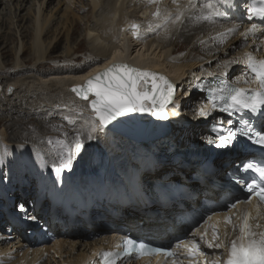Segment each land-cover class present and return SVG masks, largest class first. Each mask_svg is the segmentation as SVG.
I'll return each instance as SVG.
<instances>
[{
  "label": "bare ground",
  "instance_id": "1",
  "mask_svg": "<svg viewBox=\"0 0 264 264\" xmlns=\"http://www.w3.org/2000/svg\"><path fill=\"white\" fill-rule=\"evenodd\" d=\"M29 1L31 4L25 15H20L19 11L25 9ZM43 1L0 0V40L5 39V33L1 31L3 26L8 25L10 29L12 28L14 31L12 34L15 36L18 32L21 35V30L24 29L23 32H26L28 29L31 31L30 40L32 49L35 55L37 54L36 59L41 60L37 64L20 63L18 67L13 68L0 67V113L3 111L11 113L12 123L18 121L19 115H25L28 119L21 120L22 124L29 122L33 125L36 117L31 116L40 113L59 118L62 115L64 117L60 119L65 120L68 116H77L78 107L92 114L88 100L93 98V94H89V99L84 100L77 97L70 88L83 84L89 77L114 63H125L140 70L163 75L175 86V90L172 102L166 107L170 110L168 123L150 112H139L138 116L134 117L141 124L137 130L130 125L132 114L124 116V119L119 117V122H113L108 126L109 129L120 133L111 132L107 128L103 131L94 130L90 122L89 130L97 137L99 144H102L119 164L125 163L117 167L116 172L108 178L107 185L100 180L79 176L70 178L68 176L62 181L58 173L49 172L42 166L43 163L38 162L35 163L33 177L28 169L26 173L22 172L21 167L25 171L27 165L21 157L16 160L14 153L7 157V167L6 161L2 159L3 155L0 154V165L1 162L6 164L4 169L0 168V231L4 230L2 238L15 235L19 244L21 243L20 249H33L30 253L20 254V259L13 264H46L42 256L48 249L41 247H44L47 239L53 236L68 240L85 238L87 235L101 232V227L107 222L115 224L118 228L127 227L128 230L135 232H140L139 229L142 228L145 231H152L153 234H168L170 227L175 228L177 207H164L147 201L152 197L147 192L153 187L154 180L180 181L196 187L201 194L211 193L213 196H219L221 192L191 182V174L196 172V166L178 159L164 160L163 157L167 149L172 147L181 149L188 148L191 144H202L204 138L200 137L196 142L197 137L210 134L208 124L215 118L203 110V105L206 104L202 101L203 93L195 92L198 81L226 76L228 82L242 87V83L246 81L243 75L247 63L245 54L251 53L257 60L264 59V20L260 25L249 21V17L243 13L245 9L243 0H178V3H173V0H159L158 4L149 2L142 4L144 0H91L92 11L96 7L101 9V5L107 3L105 10L102 7L103 10L98 13L95 21L88 24L85 29L89 35V42L97 50V54L85 58L79 64L69 62L72 58L77 59L81 48L85 49L82 42L76 50L71 51V48L67 47L58 55L65 59L64 62L68 61L71 64L52 65L50 60L54 58L59 42L54 43L50 40L47 46H44L43 40L53 20L58 26L63 15L53 19L52 15L48 14L50 11L46 13L41 11ZM70 4L65 6L64 13L72 7ZM195 4L196 7H193ZM157 7L161 10V15L154 17L152 13ZM217 12L224 15H217ZM177 15L180 16L179 20L176 19ZM24 18L28 20L25 28L24 25L21 27L17 25V21ZM132 24L140 26L138 36L133 35ZM252 25L256 26V31L242 36L241 33H245ZM76 27H79L77 22L71 36L77 33ZM232 27H236L237 30L226 33V30ZM224 33L226 34L219 35ZM71 36H67L66 41H69L68 38L71 39ZM101 40L109 43L108 49L100 43ZM233 50L235 53H232L230 58L227 57ZM183 51L186 52L182 54ZM238 75L240 77L237 78ZM250 83L257 86L255 81ZM193 97L201 102L195 108L197 116L187 123L182 114L185 107H191L187 99ZM83 118H80L81 123L85 124ZM50 121L47 119L41 126L45 128L53 126L54 122ZM139 131L144 134L141 139L133 135ZM123 133L135 139L137 143H128L130 141L126 140ZM251 155H242L238 151L237 155L230 152L228 156H219L214 162L217 167L214 176L222 179L226 171L224 168L226 162L234 164ZM162 158L164 161H160ZM197 176L201 177L198 172ZM6 186H9V190H6ZM57 187L62 189L67 200L78 201L87 198L86 203L69 212L56 208L47 201L41 205L36 203L38 196H46L49 189ZM12 189H16L21 195V203L17 208H13L14 205L8 201V197L13 195ZM134 189L145 190L147 195L135 196L132 193ZM99 193L101 196L97 197ZM93 195L94 199L91 200ZM27 198H30V204ZM27 208L30 211L27 212ZM248 211L251 213L253 224L261 225V218L264 215L261 209L255 204H250ZM232 214L237 219L236 210L232 211ZM212 224L219 227L221 241L227 243L232 239L233 229L230 226L225 227L220 217H213ZM30 227L38 234L33 238L28 234ZM104 231L113 234L108 242L105 240L106 243L93 244L90 257L80 255L68 264H99L98 251L104 247L114 246L115 235L124 233L121 228L116 232L106 228ZM201 233L204 239L199 241V245L201 251L206 254L201 261L211 262L217 258L221 261L226 256V250L207 246L206 241H211L213 234L209 228H203ZM22 244L27 247L21 248ZM58 245L59 243H56L55 247H59ZM6 249L0 248V252ZM56 250L55 252H58ZM2 261L9 263L10 257L4 254L1 256ZM161 262L162 259L153 264ZM118 264L142 263L126 260L125 263Z\"/></svg>",
  "mask_w": 264,
  "mask_h": 264
},
{
  "label": "rangeland",
  "instance_id": "2",
  "mask_svg": "<svg viewBox=\"0 0 264 264\" xmlns=\"http://www.w3.org/2000/svg\"><path fill=\"white\" fill-rule=\"evenodd\" d=\"M141 3H148V0H144ZM30 4L31 2L29 1L26 5V8L22 11H19V14L25 15L26 9L30 6ZM67 4L72 5V7H70L67 12L64 13V8ZM92 6L91 0H51V2L50 0L43 1L41 4V11L45 13L50 11L48 14H51L53 19L63 15L61 24L59 23L58 26L53 20L49 31L43 40L44 46H47L50 40H52L54 43L59 42V45L53 55L54 58L50 60V64H79L85 58H89L97 54V50L94 49L89 42V35L85 29L87 28L88 24L95 21V19L98 17V13L103 10L102 7L105 10L107 3L101 5V9L96 7L94 11H92ZM123 6L125 7L126 5L124 4ZM193 7H196V4ZM65 18H67V20ZM88 18L90 19L87 23L86 21ZM76 22L79 24V27H76L77 33L71 36L72 31L75 29ZM18 24L20 27L24 25L25 28L28 25V20L26 21L24 18L22 21H17V25ZM23 30H21V35H19L20 33L18 32L15 36L12 34L14 32L12 28L10 29L8 25L3 26L1 31H4L5 39L0 40V67L4 68L7 66V68H13L15 66L18 67L20 63L21 65H24L25 63L37 64L41 61L36 59L37 54L35 55L32 49V42L30 40L31 31H28L27 29L26 32H23ZM67 36H71V39L68 38L69 41H66ZM82 42L85 49L81 48L77 54V59L72 60V58L69 60L71 63L68 61L64 62L65 59L63 60V57L58 56L61 54L60 52H62L64 48L69 47L71 48V51H74L80 46ZM100 43L103 44L106 49L109 48V43H106L103 40H101ZM225 50L226 49H224V51ZM184 52L186 51H183L182 54H184ZM232 53H235V50L231 51L230 56L227 57L230 58ZM188 100L191 103V107H185V110H183L184 113L182 114L185 121L187 120V123L194 119V116H197L195 108L196 105L201 102H199L196 97L189 98L187 101ZM166 112L168 117L170 110L166 109ZM10 114L6 111L0 113V154L3 155L2 159L6 161L7 167V157L14 153L13 156L15 155L16 160L21 157V160L25 161L24 163L27 165L25 167V171L21 167L22 172L26 173V169H28V172L32 173L33 177V170H35L36 166L35 163L38 162L41 164L43 163L42 166L49 170V172L55 171L58 173L62 181L66 180L68 176L69 178L79 176L82 178H93L95 180L104 181L110 178L116 172L117 167L123 166L125 164H119V161H117L114 156L106 151L102 144H99L97 137L91 132V130H89L91 125L90 120L93 114L82 109L81 107L76 109L77 116H68L69 118L66 117L65 120L60 119L64 117H62V115L59 118L54 116L52 117L47 113H40L41 115L38 114L37 116H31L32 118L36 117L33 125L29 122L27 124L23 122L24 124H22L21 120L27 121L28 119L25 115H19L18 118L20 121L18 119V121H14L12 123L11 121L13 115ZM80 118H83L82 121H85V124H83V122L81 123ZM47 119L51 120L50 123L53 121L54 125L51 127L48 126L46 128L42 127L41 123H44V121L47 122ZM164 120L167 123L169 122L168 118ZM69 121L72 122L70 123ZM185 121L182 122L186 123ZM107 129L111 132L113 131L108 127ZM113 132L120 133V131ZM123 134L126 135V140L128 139L130 141L128 143H137L135 139L128 136L126 133ZM89 135H91L93 139H88ZM207 136L208 135H200L199 138L197 137L196 142H198L200 137L206 139ZM166 153H169V151L167 150ZM69 154L72 157L71 166L65 167L62 163V158L67 157ZM5 165V162H1V170L5 168ZM57 169H59V171H57ZM5 188L6 190H9V186H6ZM30 192L29 195L31 196L32 192ZM11 194L13 195L8 197V201L14 205L13 208H17V205L21 203V195L16 189H12ZM27 199L28 203L30 204V198ZM28 211L30 210L27 208V212ZM31 228L32 227L29 228L28 233L30 235L31 231H33L34 234L31 236V238H33L38 234L36 233V230ZM101 228V232L91 236L87 235L85 238L80 239L73 238L72 240H68L65 238L58 239L57 236L50 237L45 241L44 247H41L48 249L47 252L43 253V260H46V264H68L71 263L72 260L77 259L80 255L83 257H90L93 244L97 245L106 243V241L108 242L111 236H113V234L105 232L104 227ZM3 231H0V248L3 247V249H6L7 247V249L3 252H0V264H10L11 262V264L14 262L16 263V261L21 257L20 254L25 252L30 253L33 250L32 248L23 250L20 249L19 247L21 243L19 244L15 235L13 237L5 236L6 238H2ZM56 243H59V247H55ZM22 247L26 248L27 246L22 244L21 248ZM55 248L59 249L56 250ZM55 250L58 252H55ZM4 254L10 257L9 263H3L4 261L1 262V256Z\"/></svg>",
  "mask_w": 264,
  "mask_h": 264
},
{
  "label": "snow or ice",
  "instance_id": "3",
  "mask_svg": "<svg viewBox=\"0 0 264 264\" xmlns=\"http://www.w3.org/2000/svg\"><path fill=\"white\" fill-rule=\"evenodd\" d=\"M150 4H158L159 0H148ZM173 3H178V0H173ZM250 12L256 15L264 16V5L259 8L249 9ZM217 15H224V13L217 12ZM154 17L161 15L159 7L152 13ZM208 17H205L207 19ZM177 20L180 16L177 15ZM139 25L132 24L133 35H139ZM236 27L226 30V33L235 32ZM256 26L252 25L242 36L248 32H255ZM219 34V35H225ZM247 67L254 74L255 82L258 87L246 89L235 86L228 94L227 100L224 104V112H232L233 110H246L248 113H260L264 117V59L257 60L251 53H246ZM248 81H245L247 83ZM175 86L163 75L150 72L147 70H140L130 67L125 63H114L104 69L103 72H98L94 76L89 77L83 86H74L72 91L76 92L84 100L89 99V93L94 95V99L90 101L92 111L91 123L94 130L103 131L113 122H119V117H124L130 113H144L150 112L153 115L167 119L166 107L172 102L174 96ZM215 96L211 97L214 101ZM224 99V97H221ZM150 101L151 103H146ZM215 103L212 107H215ZM203 114V110H201ZM70 123L72 121H69ZM231 123V121H229ZM237 133L247 137L253 143L264 146V128L257 130L250 120H242L241 127L230 132L227 137H220L218 147L227 146L233 139L236 138ZM88 139H93L91 135ZM212 143L213 141H209ZM72 157L69 154L62 158V163L65 167L71 166ZM244 169H256L264 178V167H260L254 162L243 164ZM59 171V169H57ZM249 195V201L252 197H256L259 201L264 202V186H260L256 181H252L246 185ZM244 201H236L230 205L235 209L237 204ZM21 210L23 206L21 205ZM225 227L231 226L233 231L238 228V234L235 238L225 243L220 240V229L218 226H213L212 240L206 241L209 248L225 249L226 258L222 264H264V231H257L261 228L259 223L253 225L251 223V213L247 210L243 211L238 217V222H233L230 216L224 218ZM206 234V233H205ZM204 239V235H201ZM213 241H216L213 243ZM122 250L102 251L101 264H117V259L126 255H131L133 252L140 256L162 254L165 257H174L175 252L164 248H152L143 243L137 242L130 237L122 238ZM177 247L186 249V253L190 257H204V253L200 251V246L194 241L189 245L181 242ZM173 264L177 261L173 260ZM190 264H221L219 258L208 261H201L196 259L190 261Z\"/></svg>",
  "mask_w": 264,
  "mask_h": 264
},
{
  "label": "water",
  "instance_id": "4",
  "mask_svg": "<svg viewBox=\"0 0 264 264\" xmlns=\"http://www.w3.org/2000/svg\"><path fill=\"white\" fill-rule=\"evenodd\" d=\"M130 66V65H129ZM130 67H133V66H130ZM133 68H136V67H133ZM138 69V68H137ZM104 71V70H103ZM103 71H101V72H103ZM85 83H86V80H85V82L83 83V84H81L80 86H83V85H85ZM74 86H78V85H73V86H71V88L70 89H73V87ZM74 92V91H73ZM75 93V95L77 96V97H79V98H81L80 96H78L77 94H76V92H74ZM89 94H91V93H89ZM88 94V95H89ZM82 99V98H81ZM92 99H94V95H93V98ZM90 101H91V98L88 100V102H89V106H90ZM138 113L139 112H137V113H130V114H132V121H131V123H130V125H132L133 126V128H135L136 130L137 129H139V127H140V122L138 121V120H136V119H134V117L135 116H138ZM130 114H127V115H130ZM126 115V116H127ZM155 117V116H154ZM120 118H123L124 119V117H120ZM145 128V127H144ZM144 128H142V129H144ZM143 131V130H142ZM133 135H135L137 138H139V139H141L143 136H144V134H143V132H141V131H139L138 133H135V134H133Z\"/></svg>",
  "mask_w": 264,
  "mask_h": 264
}]
</instances>
